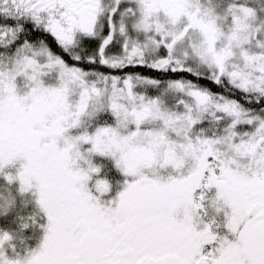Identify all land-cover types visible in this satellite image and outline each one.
I'll list each match as a JSON object with an SVG mask.
<instances>
[{
    "label": "snow or ice",
    "instance_id": "obj_1",
    "mask_svg": "<svg viewBox=\"0 0 264 264\" xmlns=\"http://www.w3.org/2000/svg\"><path fill=\"white\" fill-rule=\"evenodd\" d=\"M0 264H264V0H0Z\"/></svg>",
    "mask_w": 264,
    "mask_h": 264
}]
</instances>
